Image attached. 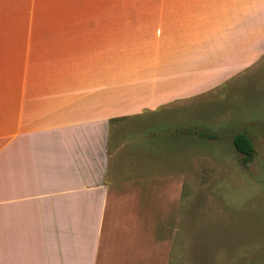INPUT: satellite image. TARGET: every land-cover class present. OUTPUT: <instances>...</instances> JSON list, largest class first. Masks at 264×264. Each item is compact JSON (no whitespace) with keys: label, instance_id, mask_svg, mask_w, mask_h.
I'll use <instances>...</instances> for the list:
<instances>
[{"label":"crops","instance_id":"obj_1","mask_svg":"<svg viewBox=\"0 0 264 264\" xmlns=\"http://www.w3.org/2000/svg\"><path fill=\"white\" fill-rule=\"evenodd\" d=\"M262 53L264 0H0V264H170L184 176L133 119Z\"/></svg>","mask_w":264,"mask_h":264},{"label":"rangeland","instance_id":"obj_2","mask_svg":"<svg viewBox=\"0 0 264 264\" xmlns=\"http://www.w3.org/2000/svg\"><path fill=\"white\" fill-rule=\"evenodd\" d=\"M262 56L208 93L133 119L135 137L153 136V158L184 176L170 264H264ZM143 123L149 132L140 133ZM238 133L253 146L245 165L232 143Z\"/></svg>","mask_w":264,"mask_h":264},{"label":"trees","instance_id":"obj_3","mask_svg":"<svg viewBox=\"0 0 264 264\" xmlns=\"http://www.w3.org/2000/svg\"><path fill=\"white\" fill-rule=\"evenodd\" d=\"M200 137L203 136L202 133H198ZM234 149L242 155L241 163L247 164L252 160L253 157V146L249 138L241 133L233 136L232 139Z\"/></svg>","mask_w":264,"mask_h":264}]
</instances>
